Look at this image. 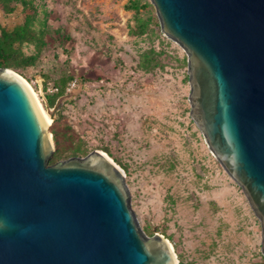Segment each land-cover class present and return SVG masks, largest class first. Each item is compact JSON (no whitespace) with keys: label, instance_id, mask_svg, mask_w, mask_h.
Returning <instances> with one entry per match:
<instances>
[{"label":"water","instance_id":"obj_1","mask_svg":"<svg viewBox=\"0 0 264 264\" xmlns=\"http://www.w3.org/2000/svg\"><path fill=\"white\" fill-rule=\"evenodd\" d=\"M150 1L187 53L191 117L261 221L264 254V0ZM19 75L0 69V264H176L108 154L50 163L51 126Z\"/></svg>","mask_w":264,"mask_h":264},{"label":"rangeland","instance_id":"obj_2","mask_svg":"<svg viewBox=\"0 0 264 264\" xmlns=\"http://www.w3.org/2000/svg\"><path fill=\"white\" fill-rule=\"evenodd\" d=\"M132 1L147 2L35 0L55 32L40 64L21 76L53 124L72 126L92 151L108 154V147L127 166L108 154L124 172L132 209L149 238L165 236L187 264H264L261 221L191 117L188 67L181 66L187 53L161 25L136 34V13L127 7ZM20 10L6 15L0 9L2 26L20 23ZM152 49L174 59L148 73L140 64ZM65 70L75 79L50 106L46 95L57 88L47 76Z\"/></svg>","mask_w":264,"mask_h":264},{"label":"trees","instance_id":"obj_3","mask_svg":"<svg viewBox=\"0 0 264 264\" xmlns=\"http://www.w3.org/2000/svg\"><path fill=\"white\" fill-rule=\"evenodd\" d=\"M127 7L136 13L134 32L139 36L146 35L153 24L156 27L160 26L159 18L151 1L147 0L145 3L132 1ZM0 9L6 15L14 14L18 9H21L22 16L21 22L12 29H8L0 23V69L9 68L26 77V71L40 64L42 57L51 46V38L55 31L49 24V15L40 16V9L35 4V0H0ZM143 11L151 15L147 19H143L139 16ZM31 45L34 46L35 51L28 54L26 47ZM169 59L173 60L174 58L166 52L152 49L143 55L140 67L148 73H153L160 68L164 69ZM181 66L188 67V56H184ZM47 78L53 81L57 88L56 92L46 95L50 106H54L60 97L68 94L69 84L75 79V76L65 70L61 71L57 78L49 76ZM186 78L189 79V75ZM82 80L90 81L87 78H82ZM51 131L56 146L55 153L50 160L51 164L74 156L86 157L92 151L84 138L75 136L70 125H63V128L60 129L56 121L52 125ZM104 150L127 170V166L115 157L111 149L105 147ZM178 257L180 264H187L181 254L178 253Z\"/></svg>","mask_w":264,"mask_h":264},{"label":"bare ground","instance_id":"obj_4","mask_svg":"<svg viewBox=\"0 0 264 264\" xmlns=\"http://www.w3.org/2000/svg\"><path fill=\"white\" fill-rule=\"evenodd\" d=\"M18 78L25 84V86L27 87V89L29 90L44 122L46 123V126H51L53 124V117L50 115V113L44 108V105L42 104L40 97L38 96V94L36 93V91L34 90L33 86L21 75L18 76ZM49 139L52 143V136L51 134L48 135ZM121 170V169H120ZM123 172V170H122ZM176 264H178V258L176 259Z\"/></svg>","mask_w":264,"mask_h":264}]
</instances>
